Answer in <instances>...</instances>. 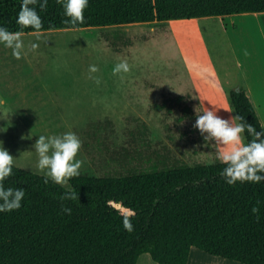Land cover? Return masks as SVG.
Returning a JSON list of instances; mask_svg holds the SVG:
<instances>
[{
    "label": "rangeland",
    "instance_id": "374dc122",
    "mask_svg": "<svg viewBox=\"0 0 264 264\" xmlns=\"http://www.w3.org/2000/svg\"><path fill=\"white\" fill-rule=\"evenodd\" d=\"M203 19L23 34L19 59L0 44V141L17 158L15 166L40 174L33 147L38 136L65 131L82 140V175L210 165L217 142H206L207 133L194 127L201 103L187 92L206 100L216 88L217 114L229 119L236 113L220 98L227 80L240 85L241 78L222 20ZM257 28L264 33V22ZM262 40L255 38L253 51L262 49ZM121 60L131 66L123 78L112 72ZM92 64L100 68L92 74L101 77L99 85L89 78ZM4 84L24 86L18 92ZM227 105L234 111L230 99ZM185 107L190 112L179 121ZM198 256L212 263L193 249V264Z\"/></svg>",
    "mask_w": 264,
    "mask_h": 264
},
{
    "label": "trees",
    "instance_id": "16d2710c",
    "mask_svg": "<svg viewBox=\"0 0 264 264\" xmlns=\"http://www.w3.org/2000/svg\"><path fill=\"white\" fill-rule=\"evenodd\" d=\"M21 0H0V24L23 34L162 23L263 13L264 0H90L83 24L66 25L63 8L48 0L39 32L16 23ZM185 97L178 96L177 101ZM234 111L257 131L261 121L244 87L230 91ZM190 112L184 108L183 121ZM246 142L253 136L245 130ZM264 138V137H262ZM220 162L181 164L123 177H73L79 203L64 202V188L15 166L6 184L22 187V207L0 213V264H137L149 254L157 264H188L192 249L238 264H264V183L228 185ZM123 199L135 209L134 231L106 202ZM67 203L73 211H62Z\"/></svg>",
    "mask_w": 264,
    "mask_h": 264
},
{
    "label": "clouds",
    "instance_id": "9594fccd",
    "mask_svg": "<svg viewBox=\"0 0 264 264\" xmlns=\"http://www.w3.org/2000/svg\"><path fill=\"white\" fill-rule=\"evenodd\" d=\"M56 3L63 8V15L67 17L63 22L66 25L77 26L83 24L85 11L90 0H56ZM48 0H21L20 10L17 13L16 23L22 27H30L39 32L43 26L42 17L37 10L47 8ZM23 31H11L3 24H0V44L12 50V55L19 59L24 54L25 43ZM39 45L35 42L30 44V48L35 50ZM100 68L92 64L89 66V78L95 80L99 85L100 76H93ZM131 71V66L127 60L117 62L112 72L120 75ZM3 103V101H0ZM224 109L236 113L229 119H224L217 114L214 109L198 112L194 127L201 134L207 133L203 139L207 142L214 139L217 142V151L214 159H209V164L217 161L224 165L219 175L224 178L228 185L235 186L237 182H250L253 184L264 183V131H257L256 128L248 124L245 117L233 111L227 105ZM3 119V117H0ZM264 129V125H261ZM3 129H0L2 131ZM245 130L253 136L250 142H246ZM34 151L37 155L36 169L43 175L45 184L58 185L64 188L61 200L64 202L73 201L79 203V192L71 186L70 180L81 175V168L84 163L78 155L82 149V140L74 131H65L61 134L39 135ZM15 158L10 151L4 147L0 141V213L19 210L26 197V190L22 187H13L6 184V181L13 175ZM108 205L117 210L121 217L124 230L132 233L134 229L133 217L136 215L135 209L129 207L123 199L115 201L108 200ZM264 204L257 201L252 207V213L259 219L260 206ZM62 211L71 215L73 209L67 203H62Z\"/></svg>",
    "mask_w": 264,
    "mask_h": 264
},
{
    "label": "crops",
    "instance_id": "0c3cea01",
    "mask_svg": "<svg viewBox=\"0 0 264 264\" xmlns=\"http://www.w3.org/2000/svg\"><path fill=\"white\" fill-rule=\"evenodd\" d=\"M210 18V17H206ZM220 18L223 22V29L226 32L227 39L232 48L234 58L239 69V74L241 78V84L238 85L230 80H227L224 88H223V97L220 99L223 100V108L227 105L228 99L230 97V91L232 89H236L237 87H244L247 95L249 96L253 106L256 109V112L259 116V119L264 125V46H262L261 50L253 51L251 48V44L254 43L255 38L257 36L262 37V41H264V36L260 29L257 28V25L261 22H264V12L263 13H245V14H237L232 16H223L216 17ZM200 20H204L203 18H199ZM197 20V19H192ZM6 84V83H5ZM6 89H12V91H22L21 85H5ZM189 93L194 100L201 103V109H219L218 98L215 95H218L219 91L215 88V90H211L210 94L206 98H201L195 92H187ZM228 106V105H227ZM193 250V249H192ZM201 252V251H200ZM204 253V252H202ZM206 254V253H204ZM206 256H211L206 254ZM210 261L211 264H223L224 259L211 256ZM213 258V259H212ZM195 264H205L207 260H205L202 256H198L195 259ZM137 264H157L154 262L149 254H143L140 256ZM188 264L192 263V251L190 255V260Z\"/></svg>",
    "mask_w": 264,
    "mask_h": 264
},
{
    "label": "water",
    "instance_id": "95a60500",
    "mask_svg": "<svg viewBox=\"0 0 264 264\" xmlns=\"http://www.w3.org/2000/svg\"><path fill=\"white\" fill-rule=\"evenodd\" d=\"M236 90L239 91V88H237Z\"/></svg>",
    "mask_w": 264,
    "mask_h": 264
}]
</instances>
